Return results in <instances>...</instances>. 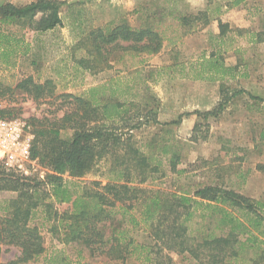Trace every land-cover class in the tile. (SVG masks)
Instances as JSON below:
<instances>
[{"label": "trees", "instance_id": "obj_1", "mask_svg": "<svg viewBox=\"0 0 264 264\" xmlns=\"http://www.w3.org/2000/svg\"><path fill=\"white\" fill-rule=\"evenodd\" d=\"M242 1L231 0L233 5ZM64 3L65 0H32L17 5L8 1L0 6V22L46 31L62 25L59 12ZM202 15V22L208 23L205 11L184 14L179 21L190 27ZM233 32L246 36L250 44L264 42V29L232 28L229 22L218 19L217 48L190 62L187 70L180 63L181 77L221 81L234 76L237 65L226 64L222 57L236 50ZM29 46L22 35L0 29V63L8 64L17 48L27 53ZM162 46V34L152 25L132 27L120 21L83 34L76 48L83 49L84 54L74 61L90 74H97L111 67L110 58L116 51L155 54ZM100 91L99 84L91 86L86 95L56 93L52 79L39 81L31 75L20 78L13 86L0 82V101H5L0 106L1 117L20 116L22 108L16 103L17 96L35 102L45 98L60 100L64 108L60 116L26 119L34 135L31 156L53 172L38 179L7 170L0 162V191L15 192L0 208V256L3 245L19 250L14 259L0 264L27 262L44 252L40 228L32 223L36 215L49 223V231L59 242L82 245L92 254L111 260L123 261L134 252H144L146 261L161 264L150 256L156 248L155 255L164 249L187 253L199 264H264V199L254 200L234 189L212 184L198 187L191 195L142 187L161 171L160 162L153 161L154 157L146 154L128 131L145 124L148 116L144 121L127 124L124 103L110 96L99 98L96 94ZM243 93L264 101L244 88L229 93L221 86V99L214 108L194 113L203 118L218 114L230 99ZM185 114L166 124H178ZM104 121L124 122L120 127ZM153 122L158 123L156 119ZM67 131H71L70 136L65 134ZM259 137L264 140V127ZM101 159L107 162L106 181L81 180ZM179 161V153L171 151L167 156L169 170L177 171ZM63 172L70 178H64ZM163 175L165 172H161ZM59 204L68 207L59 211ZM194 219L195 233L190 228ZM132 230L142 231L149 241L139 242L130 235ZM165 257L171 259L167 254ZM45 264L73 263L57 253L47 256Z\"/></svg>", "mask_w": 264, "mask_h": 264}, {"label": "rangeland", "instance_id": "obj_2", "mask_svg": "<svg viewBox=\"0 0 264 264\" xmlns=\"http://www.w3.org/2000/svg\"><path fill=\"white\" fill-rule=\"evenodd\" d=\"M8 1L21 5L31 0H0V6ZM65 4L60 9L63 25L56 28L55 33L39 37L25 54L17 48L8 64L0 63V82L13 86L27 75L39 81L50 78L56 93L81 95H86L91 86L100 84L101 91L96 96H110L123 102L127 124L144 121L145 115L148 116L145 124L128 131L141 149L154 157L153 161L160 162L161 171L141 184L142 187L191 195L198 187L212 184L234 189L254 200L264 199V140L259 137L264 127V101L243 93L230 99L218 114L203 118L194 113L195 110H212L221 99V86L229 93L244 88L264 98V43L250 44L246 36L233 32L236 50H229L222 57L226 64L237 65V69L234 76L221 81L181 77L179 66L184 64L187 70L190 62L217 48L218 19L229 22L232 28L264 29V0H244L236 5L231 0H65ZM198 11L206 12L208 23L202 22V15V19L190 27L180 24V16ZM106 20L110 22L105 23L104 28L120 21L132 27L150 24L161 32L163 46L155 54L116 51L111 55L110 68L92 77L84 70L80 73L74 58L82 56L84 51L76 48V42L89 29L97 27L99 21ZM0 29L16 32L30 44L29 29L1 22ZM51 48L54 50H49ZM16 99L22 108L18 118L26 122L30 116H60L64 109L60 100L45 98L35 102L20 96ZM4 104L5 101H0V106ZM179 114L185 115L178 124H166ZM124 121L104 122L121 127ZM65 134L70 136L71 131ZM193 136L196 139H192ZM171 151L180 155L177 171H170L167 165ZM35 168L30 176L38 179L53 172L38 158ZM106 168L107 162L101 159L81 180L104 183ZM161 172L165 175L161 176ZM62 176L70 178L67 172ZM12 196L15 192L0 191V208L4 200ZM67 207V204L56 205L59 211ZM32 223L39 226L45 249L35 259L19 264H45L47 256L57 253L66 255L73 264H152L145 260L144 252H134L123 261L92 254L82 245L59 242L49 231V223L41 217L36 215ZM194 223L195 219L190 228L195 233ZM130 235L141 243L149 241L142 231L132 230ZM2 249L0 262L19 254L13 245H3ZM155 249L150 256L161 264H199L187 253L164 249L160 255H155Z\"/></svg>", "mask_w": 264, "mask_h": 264}, {"label": "built area", "instance_id": "obj_3", "mask_svg": "<svg viewBox=\"0 0 264 264\" xmlns=\"http://www.w3.org/2000/svg\"><path fill=\"white\" fill-rule=\"evenodd\" d=\"M33 137L26 121L0 116V162L5 169L23 176L32 175L37 166V158L31 156Z\"/></svg>", "mask_w": 264, "mask_h": 264}, {"label": "crops", "instance_id": "obj_4", "mask_svg": "<svg viewBox=\"0 0 264 264\" xmlns=\"http://www.w3.org/2000/svg\"><path fill=\"white\" fill-rule=\"evenodd\" d=\"M32 1V0H31ZM30 2V1H29ZM68 3H70V2H68ZM66 4L64 3L63 4V7L65 6ZM62 7V6H61ZM61 9V8H60ZM63 9V8H62ZM61 12L62 11H60L59 12V14H60V17H61V19H62V16H61ZM110 22V20H106V22H101V21H99V24L97 25V26H100V27H102L105 23H109ZM62 25H63V19H62ZM61 25V26H62ZM56 28H59V26H57V27H54V28H52V29H49V30H46V31H42V32H38V31H32V30H29V35H30V39H29V41H30V44L29 45H32V44H34V42H35V45H36V42H37V40L39 39V37H41V36H43V35H46V34H53V33H55V30H56ZM28 39V38H27ZM264 43V42H263ZM50 45H48L47 47H49ZM70 49H71V47H70ZM49 50H54L53 48H51V49H49ZM77 68H78V70H79V72L81 73V72H83V70L84 69H82L81 67H79V66H77ZM104 70H106V69H104ZM103 70V71H104ZM84 73H87L89 76H95V74H90L88 71H86V70H84ZM256 173V172H255Z\"/></svg>", "mask_w": 264, "mask_h": 264}]
</instances>
